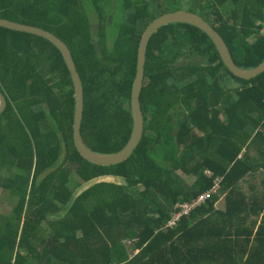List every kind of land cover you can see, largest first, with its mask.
<instances>
[{"label": "trees", "instance_id": "16d2710c", "mask_svg": "<svg viewBox=\"0 0 264 264\" xmlns=\"http://www.w3.org/2000/svg\"><path fill=\"white\" fill-rule=\"evenodd\" d=\"M177 9L214 27L242 69L264 59V0H0V17L65 43L82 84V141L105 155L131 136L142 32ZM0 92V189L15 202L0 221V264H264V71L233 75L197 26L171 22L151 34L143 132L120 164L77 153L72 84L44 37L0 26ZM246 179L258 182L243 189ZM215 183L166 225L175 203Z\"/></svg>", "mask_w": 264, "mask_h": 264}, {"label": "water", "instance_id": "95a60500", "mask_svg": "<svg viewBox=\"0 0 264 264\" xmlns=\"http://www.w3.org/2000/svg\"><path fill=\"white\" fill-rule=\"evenodd\" d=\"M171 22L189 23L203 30L214 43L223 64L233 75L241 79H249L264 71V59L256 66L249 69H242L236 65L222 36L199 14L189 10L177 9L158 15L145 27L138 43L136 72L132 83L130 98V109L133 121L131 136L127 144L120 151L114 154L105 155L96 153L87 148L82 141L80 135V126L83 112L82 84L79 73L75 69L70 52L65 43L46 29L40 28L36 25L20 23L0 17V26L40 35L50 41L60 52L73 88V98L75 104H73V125H71V129H73V131H71V135L74 147L82 159L99 166H113L126 161L138 145L143 132V118L138 96L142 86L146 46L151 34L154 31ZM5 108L6 99L0 92V114H2Z\"/></svg>", "mask_w": 264, "mask_h": 264}, {"label": "built area", "instance_id": "2783aa9c", "mask_svg": "<svg viewBox=\"0 0 264 264\" xmlns=\"http://www.w3.org/2000/svg\"><path fill=\"white\" fill-rule=\"evenodd\" d=\"M218 187H219L218 183H215V185H213V187H211L209 190H206L198 194L196 197L190 198L189 200L179 201L175 203L173 205L174 210L172 211L171 217L167 221L166 225L172 227L181 215H185L189 213L196 206H199L200 204H202L212 192L216 191ZM119 264H122V263H119Z\"/></svg>", "mask_w": 264, "mask_h": 264}, {"label": "rangeland", "instance_id": "374dc122", "mask_svg": "<svg viewBox=\"0 0 264 264\" xmlns=\"http://www.w3.org/2000/svg\"><path fill=\"white\" fill-rule=\"evenodd\" d=\"M182 60L184 59H178L177 60V63L176 64H182V63H186L188 61V59H185L184 62H182ZM4 174H6V172H4ZM185 179L191 183L193 181V177L191 176H184ZM73 183L77 182V178L75 177L74 179H72ZM98 181H110V182H120L119 180L117 179H108V178H103L101 180H98ZM87 185L89 184H82L80 185L76 190H75V193H78L80 192L83 188H85ZM15 204V202L12 200L9 199V195H8V192L7 191H4L2 189H0V221L3 220L7 215L8 213L10 212L11 208L13 207V205ZM217 205L221 206V202H219ZM125 245L130 248L131 247V243L132 241L130 240H125L124 241ZM130 250V249H129Z\"/></svg>", "mask_w": 264, "mask_h": 264}, {"label": "crops", "instance_id": "0c3cea01", "mask_svg": "<svg viewBox=\"0 0 264 264\" xmlns=\"http://www.w3.org/2000/svg\"><path fill=\"white\" fill-rule=\"evenodd\" d=\"M108 179H112V178H108ZM257 180H249V179H246V180H243V181H239V185L243 188V189H246V187L252 183H256L257 184ZM219 202H221V206L217 205ZM216 206L219 207V208H222L223 207V198H220L219 201L216 203Z\"/></svg>", "mask_w": 264, "mask_h": 264}]
</instances>
